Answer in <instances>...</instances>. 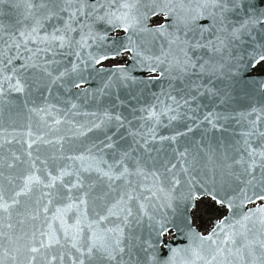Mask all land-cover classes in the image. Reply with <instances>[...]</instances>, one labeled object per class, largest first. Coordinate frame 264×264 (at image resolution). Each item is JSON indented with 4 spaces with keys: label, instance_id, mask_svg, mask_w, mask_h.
I'll use <instances>...</instances> for the list:
<instances>
[{
    "label": "snow or ice",
    "instance_id": "obj_1",
    "mask_svg": "<svg viewBox=\"0 0 264 264\" xmlns=\"http://www.w3.org/2000/svg\"><path fill=\"white\" fill-rule=\"evenodd\" d=\"M157 15L165 22L150 26ZM249 43L254 67L264 0H0V99L21 94L26 115L23 136L4 138L21 148L0 157V264H264V203L231 211L264 201V102L229 111L217 86ZM124 54L168 81L153 102L120 94L135 81L124 65L96 69ZM90 68L111 75L81 88ZM217 174L245 186L220 196ZM179 189L193 208L206 194L230 214L163 255L133 224L153 219L149 205L173 208Z\"/></svg>",
    "mask_w": 264,
    "mask_h": 264
},
{
    "label": "water",
    "instance_id": "obj_2",
    "mask_svg": "<svg viewBox=\"0 0 264 264\" xmlns=\"http://www.w3.org/2000/svg\"><path fill=\"white\" fill-rule=\"evenodd\" d=\"M5 11L8 10L9 5L5 4ZM161 17L165 22V17L163 15H157L153 18ZM2 19L7 22L9 17H3ZM160 23V24H161ZM159 25V24H158ZM155 27L157 25H151ZM125 33L123 30H116L109 32V43L105 45V50L108 47H111L110 41L116 38L124 37ZM151 36H145L144 40L150 41ZM252 45L249 43L248 45L241 46V48L237 49V56H243V62H241L239 70L233 71L228 76L224 77L220 82L217 83L218 87H223L225 91L229 93L231 99L227 102V104L222 107L226 108L229 111H245L250 108L252 105L260 106L262 102H264V74L257 73L256 67L258 64L264 62L260 61L255 64L253 67L251 64H248L250 59L248 53L251 52ZM88 50H85L87 53ZM93 51H96L93 49ZM259 51V49H257ZM127 57L122 61V64H113L117 59H108L102 61L100 65L96 66V69H113L118 65H124L128 69V73L130 77H135V81L129 80L128 86H122L120 89V94L124 97H127L129 93L132 95H136L140 97L142 103H151L153 102V93H159L161 87L167 88L168 81L167 80H156L153 77H157L158 73H150L146 68H141L134 61L130 59V54H124ZM233 65L236 64V61L232 62ZM92 73L91 79H89L88 84L81 85V88H91L95 89L97 87L102 86V83L107 80L108 76L111 75L110 72H99L93 71L91 68L88 70ZM87 78V73H85ZM24 97L19 93H12L9 99L4 100L0 99V144H3V147H0V157H4L6 155H10V150H15L21 148L20 144H17L13 141L12 144L4 143V138L7 137L11 139L15 136L17 139H20L23 136V132L21 131L26 126V115L22 108V101ZM205 103H210L205 100ZM211 107V104H210ZM183 121H177L176 127H180ZM210 127V126H207ZM181 130H183L181 128ZM162 134H169V129H162ZM204 127L198 128L194 130V133L189 134V137L194 135L196 138H200L201 134L204 133ZM223 135L226 138L231 137L230 132L221 133V132H212L209 131L206 134V139L208 137L219 138ZM189 137H185L181 140V144L185 142V140L189 139ZM26 147V145H25ZM2 170V169H0ZM239 169L236 170L237 174L239 173ZM257 181L259 180V169L256 171ZM243 180L249 179V177L245 176L242 178ZM217 181V191L220 196H224V193H228L229 195L233 194V191H239L240 187H244L245 185L241 182V179H237V175H220L216 176ZM255 183V182H254ZM253 188L252 186H248V192L251 194ZM256 191H260L259 184H256ZM184 189H179L176 193L177 199L174 202L173 208H165L157 205L156 207H152L149 205L148 211L152 214L153 219L149 221L148 217L145 216L143 218L142 223L133 224V232L135 235L140 236L143 240H151L154 242L161 253L163 255H167L170 248H183L188 244V233L189 229L194 230L202 234L193 224V212L196 208L192 207L193 201H187L180 199V195L184 192ZM207 198L211 202L214 203L215 206L222 208L224 210V214L220 219H223L225 216L230 214V210L227 207V204L220 205L217 204L210 196L203 194L198 195L196 200L194 201L195 205L197 201L200 199ZM264 201H256L255 204H246L244 208L239 207V200L235 202L236 207L231 211L239 214L242 211H247L248 208L255 207L256 204H262ZM163 219L165 222V226L167 231L163 233V235H158L160 231V225L158 221ZM218 219V220H220ZM212 221L210 229L207 233L213 228L216 221ZM205 233L204 235H206Z\"/></svg>",
    "mask_w": 264,
    "mask_h": 264
},
{
    "label": "flooded vegetation",
    "instance_id": "obj_3",
    "mask_svg": "<svg viewBox=\"0 0 264 264\" xmlns=\"http://www.w3.org/2000/svg\"><path fill=\"white\" fill-rule=\"evenodd\" d=\"M163 21L161 17L153 18L151 19V25H158ZM127 57V55L121 56L119 59H117L113 64H122V61ZM258 72L264 74V63L260 64L257 67Z\"/></svg>",
    "mask_w": 264,
    "mask_h": 264
},
{
    "label": "rangeland",
    "instance_id": "obj_4",
    "mask_svg": "<svg viewBox=\"0 0 264 264\" xmlns=\"http://www.w3.org/2000/svg\"><path fill=\"white\" fill-rule=\"evenodd\" d=\"M204 210L201 208L200 203L197 205L196 209L193 212V218L196 222V219L200 221L201 224L206 223V213L203 212Z\"/></svg>",
    "mask_w": 264,
    "mask_h": 264
},
{
    "label": "built area",
    "instance_id": "obj_5",
    "mask_svg": "<svg viewBox=\"0 0 264 264\" xmlns=\"http://www.w3.org/2000/svg\"><path fill=\"white\" fill-rule=\"evenodd\" d=\"M217 217H219V212H218V211L214 212V214H212V215H210V216H207L206 223L203 224V229L206 230L207 227H208L209 224H210V221H211L212 219L217 218Z\"/></svg>",
    "mask_w": 264,
    "mask_h": 264
},
{
    "label": "trees",
    "instance_id": "obj_6",
    "mask_svg": "<svg viewBox=\"0 0 264 264\" xmlns=\"http://www.w3.org/2000/svg\"><path fill=\"white\" fill-rule=\"evenodd\" d=\"M203 206L205 207L206 215L212 214L215 209V206L213 204L204 203Z\"/></svg>",
    "mask_w": 264,
    "mask_h": 264
}]
</instances>
